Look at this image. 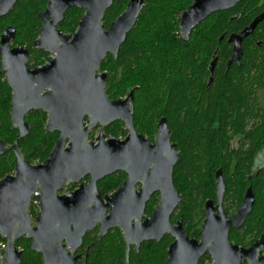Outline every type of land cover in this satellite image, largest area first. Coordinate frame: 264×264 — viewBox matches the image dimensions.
Here are the masks:
<instances>
[{
    "label": "water",
    "instance_id": "1",
    "mask_svg": "<svg viewBox=\"0 0 264 264\" xmlns=\"http://www.w3.org/2000/svg\"><path fill=\"white\" fill-rule=\"evenodd\" d=\"M238 1L193 0L179 16L180 37L187 41L191 32L202 21L213 14L234 8ZM16 2L17 0H0V18L6 16ZM112 3L113 0H49L46 9L39 14L43 23L34 47L53 52L56 57L43 68L26 69L28 50L22 47L11 48L14 28L7 27L0 35L1 70L6 73V81L13 93L10 103L11 125L19 131L11 146H6L0 139V157L8 151H15L18 158L15 177L7 175L0 181V234L8 243L5 264H20L21 253L13 247V240L23 236L32 238V250L43 254L42 264H73L75 259L65 253L64 245L59 246L60 255L54 254L57 252L54 248L55 237L62 238L66 232L69 237H76L79 244L85 230L92 228L96 221L103 225L100 237L110 226L120 224L126 237L131 238L133 243L159 240L171 226L170 214L182 201V196L177 194L172 180V169L179 156L175 145L170 141L171 132L167 120L160 119L155 143L150 144L144 135L136 132L132 123L133 91L125 98L110 101L104 93L106 72L96 73L107 54H112L114 59H117L119 49L126 36L133 30L145 0H129L125 10L105 29L101 21ZM70 8L85 9V13L76 32L73 35H63L55 26ZM257 23L255 20L240 35L232 34L228 37V43L234 44V52L228 65L238 61L239 45L252 33ZM58 42L62 43L60 47L57 46ZM215 63L216 59L210 63L211 75ZM40 73L44 80L39 86L33 87V78ZM45 87L51 88L50 96H53L54 100H66L67 105L60 109L58 104L56 109L51 110L44 101L47 95L38 96ZM31 99L34 102L41 99V106L50 111L47 130H67L73 141L71 147H82L77 153L72 152L74 149H68V156L76 157V165L86 168L92 174L98 172L99 176L112 171L126 172L128 177L117 193L123 194L135 183L142 182L143 188L137 195L143 197V204L150 194L160 190L161 202L149 219L140 223V214L137 212L135 224H130L133 217L127 218L123 223H113L112 216H104L107 206L100 205L95 217L89 222H84V217L79 216V213L76 218V213L65 217L64 211H60L57 205L50 207L51 203H46L45 206L40 205L35 227L30 224L27 205L37 187V181L46 191L59 188L69 179L61 168L62 154L58 152L60 141L49 158L37 167L30 166L19 155L18 140L29 134V126L24 122V116L33 107L28 104ZM85 116H89V125L99 122L101 126H105L112 121L121 120L125 123L129 135L124 140H105L101 134L97 145H87L86 130H82V120ZM150 165L152 168L146 174ZM215 182L217 205L213 206V201L209 200L205 203L201 242L185 238L178 222V231L175 233L178 239L169 247L166 264H198L199 257L206 252L210 254L212 264H241L246 259H249V264H264V258L257 259L254 255L256 250L260 249L263 237L248 250L233 246L228 239L229 228H239L252 209L251 189L246 190L241 206L234 216L228 219L221 207L226 184L220 171L215 174ZM128 206L124 200L122 209L117 213L121 215L128 211ZM215 210H218L217 214H214ZM72 222L73 227L69 228ZM11 251H14V262H11L9 256Z\"/></svg>",
    "mask_w": 264,
    "mask_h": 264
},
{
    "label": "trees",
    "instance_id": "2",
    "mask_svg": "<svg viewBox=\"0 0 264 264\" xmlns=\"http://www.w3.org/2000/svg\"><path fill=\"white\" fill-rule=\"evenodd\" d=\"M127 1L114 2L107 10L106 26L123 12ZM192 1L146 0L117 59L108 57L100 69L108 71V82L112 85L109 91L116 98L133 91L134 123L139 132L152 139L156 124L166 118L171 140L180 153L173 182L177 191L184 194L181 206L186 215L184 222L193 223L202 212L205 200L214 198L216 169L222 170L226 183L227 214H233L238 208L249 186L263 190L257 210L264 214V170L257 177L249 178L251 148L248 153H242L230 145L233 139L241 137L256 142L259 149L264 147V98L260 95L259 100L257 94L264 93V48L255 44V40L264 41V22L253 38L245 41L239 61H233L227 68L233 55L227 38L240 27L230 20L236 10L211 15L184 41L177 33L178 18ZM45 4L46 0H18L0 18V34L12 27L15 30L12 45L31 48L41 24L38 14ZM254 5L255 0H249L245 8L249 12ZM81 16L82 12L76 9L68 11L61 30L75 32ZM216 49L214 73L208 83V68ZM9 101L10 90L0 76V139L6 146L14 143L16 135L10 122ZM254 120L253 125H247ZM28 122L31 132L20 141V146L34 151L32 158H44L54 137L44 132L43 119L30 115ZM120 127L121 123L115 125V135ZM49 138L50 145L45 147ZM13 167L14 156L8 151L0 157V177ZM248 219L251 221L252 217ZM165 249L166 243L155 251L144 246L138 255L132 254L131 264H165ZM92 252L98 254L91 253L87 264H122L123 254L116 240L104 238L93 245ZM21 264H40V257L26 250Z\"/></svg>",
    "mask_w": 264,
    "mask_h": 264
},
{
    "label": "flooded vegetation",
    "instance_id": "3",
    "mask_svg": "<svg viewBox=\"0 0 264 264\" xmlns=\"http://www.w3.org/2000/svg\"><path fill=\"white\" fill-rule=\"evenodd\" d=\"M48 1L49 0H46L45 7L40 13H42L46 9ZM119 1H121V0H118V1L113 0V3L111 4V6L114 4V2H119ZM247 1H249V0H239L237 2V4L234 6V8H232V9L236 10L235 14L230 17L231 21L240 24V27L238 28L237 32L234 33L235 35H240L243 31L248 29L255 20L258 21V23H257L256 27L253 29L252 33H250L248 36H246L241 41V43L239 45V51L240 52H239V56H238V61L243 56V53H244L243 47H244L245 41L253 38V36L255 35L259 26L264 22L263 0H255V5L253 8H251L249 10V12L245 8ZM128 2H129V0L126 3L125 8H126ZM145 5H146V0H145ZM145 5H144V7H145ZM111 6L106 9L104 16H103V19L101 21L104 24L105 29H107L109 27V25L112 23L111 22L108 26H106L104 23L105 14H106L107 10L111 8ZM144 7H143V9H144ZM125 8H124V10H125ZM71 9H76L78 11H81L82 16L85 13V9H80V8L68 9L64 13L62 20L60 22H58L57 25L55 26V29L59 30L63 35H73L77 30V28H76L75 32H73V33H66V32H63L61 30V24L64 21V17L66 15V13L68 11H70ZM230 10H227V11H230ZM223 12H226V11H223ZM39 14H38V18L40 19ZM82 16H81V18H82ZM248 16H251V17L247 21ZM178 20H179V18H178ZM40 21H41V24H40L39 30H40L42 23H43V21L41 19H40ZM77 27H78V25H77ZM39 30H38V33H39ZM178 35H179V37L181 35L180 30H179V26H178ZM37 38H38V36H37ZM223 38H224V35L220 39L222 40ZM13 40H15V30H14V38L11 40V48H13V47L14 48H16V47L20 48L21 46H17V45L13 46L12 45ZM227 40H228V38H227ZM227 43H228V41H227ZM229 44L231 45V49H232V53H233L234 52V44H232V43H229ZM255 44L259 48H264V41L255 40ZM61 45H62V43L58 42L57 46L60 47ZM22 48H25L28 50V57H27V62H26V66H25L26 69H28V70H32V69H36V68H43L44 66L49 64L50 61H52L56 57V54L53 52H49L45 49L35 48L34 43H33L31 48H27V47H22ZM216 53H218V49H216L212 60L216 59ZM108 57H111L113 60H116V59H114V56L112 54H107L105 59H107ZM105 59H104V61H105ZM229 61H228V63H229ZM230 65L227 64V68H229ZM100 68H101V65L99 66L96 73L106 72V75H107L106 76V83H105V87H104V93H105L106 97L110 101H114V100L119 99V98H125L126 96L116 98L114 96L113 91H109V89H112V85H111V83L109 84V82H108L109 81L108 71L101 70ZM208 71L210 73V64H209ZM212 75L210 73L211 81H212ZM0 76L3 77V80L6 82L8 88L10 90L9 109H10V122H11L10 103L12 101L13 93H12V90L10 89V87L6 81V77H5L6 73L1 70V59H0ZM42 77H44V76L40 73L33 78L34 82H35V83H33V87H37V86H39V84H41L43 82L44 79H42ZM210 77L208 78V83H210ZM50 94H51V88L45 87L43 90H41L39 92L38 96L41 97V96L47 95L46 97H44V99H45L44 101H45V103H47V105L50 107L51 110L56 109L58 104H59L60 109L67 105L66 100H62V102H57L56 100H54L53 96H50ZM257 94L259 95L258 96L259 100H260V95L263 96V98H264L263 92H259ZM33 96H35V95L33 94ZM41 103H42L41 99L39 102H34L32 99L29 100L28 104L30 106L33 105V107L25 114L24 122L29 126V134H30L31 124L28 122V117L30 115H35V116L39 117L40 119H43L42 123H43L44 132H46L49 136L54 137L53 140H51L50 138H49V140H46L45 147L48 144L50 145V140H51L50 149H48L46 151V148H45L44 151H46V152H44V154H43L45 156L44 158H41L40 156H38L37 158H32V156H35L34 151H31V150L27 151V150H24L21 148L20 141L24 139V138H22V139L18 140V145H17L19 155H20L21 159L24 160L25 162H27L30 166L37 167L39 165H42L49 158V156L56 149L58 142L60 141L59 147H58V152H60L62 154L61 168L63 169V172L66 175H68L69 179L66 180L59 188L48 189L46 191H44V189L41 187V185L38 184V181H37V183H36L37 187L34 189L33 193L31 194L30 199L28 201V205H27V213H28V216L30 217V224L33 227H35L36 217H37L38 211L40 209V205L45 206L46 203L47 204L51 203V206L47 205L50 207L57 205V207L60 211H64L63 215L65 217H68L71 213H76V216H75V218H76L78 216V213H79V216L81 215L82 217H84V222H89V221H91V219H93L95 217V212L99 210L100 205H104V206L106 205L107 206L104 216L105 217L112 216L111 220L113 221V223H123L127 218L133 217L130 219V224H135V222H136L135 216H136L137 212H139V214H140V223H144L145 220L149 219L150 216L152 215V213H154L156 211L157 207L159 206V204L161 202L160 190L154 191L152 194H150L148 199L143 204V197L141 195H137V193H139L140 190L143 188L142 182L135 183L131 189H129L127 192H123V194H121V192L117 193L128 177V174L126 172L120 171V170L116 171V172L112 171V172L105 174L103 176H99L98 172L95 174H92L89 170H86V168L83 169L84 167L76 165V161H75L76 157L75 156L74 157L68 156V152H69L68 149H74L72 152L77 153L78 151H81L82 147H79V148H77V147L72 148L71 147V145L73 144L72 143L73 141H72L70 133L67 130L49 131L46 129V126L50 120V111L45 110V108L41 106L42 105ZM36 105L40 106V107H35ZM128 108H129V105H128ZM88 119H89V116H85L82 120V130H84V129L86 130V132H85L86 142L85 143L87 145H89V144L97 145L99 142L98 138L101 134L104 136L105 140L114 139V138L119 139V140H124L129 135V132L127 131L128 129H127L125 123L121 120L112 121L111 123H109L105 126H101L99 122H97L96 124H93V125H89ZM254 122H255V120L252 121L251 123L250 122L247 123V125L248 126L253 125ZM118 123H121L122 127H120V130L117 131L118 135H115L113 130H114L115 125ZM132 123L135 126L136 132L138 134H142L141 132H139L137 130V126L134 123V97H133V119H132ZM157 124H156V133L152 139H149L146 135L142 134L149 140L150 144L155 143L156 134H157ZM13 129L16 132V135L14 137V142H15V139H16L19 131L15 127ZM110 129L112 131H110ZM171 136H172V133H171ZM170 141L172 144L175 145V150L178 153V156H179L178 161H177V163H178L179 158H180L179 150L177 149L176 143L172 142V140H170ZM49 145H48V147H49ZM230 145L233 148V150H235V151L240 150L242 153H248L249 149L251 148L252 160H251V166H250L251 173H250L249 178L257 177L259 175V173H261L264 170V147H261L259 149L258 144L256 142L253 143V142L244 140L241 137L233 139L231 141ZM7 146H11V145H7ZM86 150L88 151L87 148H86ZM10 152H12V151H10ZM12 154L14 156L13 170L11 172L6 173L2 177H0V181L7 175H12L14 177L16 175L15 168H16V165L18 164V158H17L15 151H14V153L12 152ZM29 155H30V157H29ZM177 163L173 166V169H172V180H173V171H174V168L177 165ZM85 167H87V166H85ZM151 168H152V165H150L147 168L146 174L150 172ZM217 171L221 172L222 178L224 180L222 170L216 169L215 174ZM215 174H214V178H215ZM173 185H174V182H173ZM174 188H175V186H174ZM248 188L251 189V192L253 195L252 209H251L250 213L246 216L242 225L239 228H236V227L229 228V233H228V239H229L230 244H232L233 246H238L242 250H248L249 248H251V246L256 241H258L262 237L264 238V214L259 213L257 210V207L259 206V202L263 197V195H261L262 194L261 192L263 190H261L259 188L253 189L251 186L247 187L243 193V196H242V199H241V202H240L238 208L233 212V214H227L225 211V207H226L225 206V203H226L225 192H226V189H225V192L222 196V201H221L222 210L224 211L226 217L228 219H231L234 216V214L237 212L239 207L241 206L244 194ZM175 190H176L178 195L182 196V201L174 208V210L170 214L169 223L171 226H170V228H168V230L166 232H164L161 235L159 240H142L139 243H133L131 241V238L126 237L124 230L120 224H117L116 226H110L107 229L106 233H104L100 237L103 225L101 223H99L98 221H96L92 228L85 230L79 244L76 240V237H73V236L69 237L68 234H66V232H64L62 238L56 239L58 237V236H56L54 248L57 252L54 254L60 255L61 251L59 249V246L64 245L65 246V248H64L65 253L68 254L70 256V258L75 259L73 264H87L91 253H93L92 252L93 245L95 243H99L104 238L108 237L109 239L117 241L118 246L120 247L121 252L123 254L122 255V264H131L132 254L138 255L140 253L142 247H144V246H146V248L148 247L149 249H152L153 251H155V250H157L159 245H161L162 243H166V249H165V253H166L165 264H166L167 259H168L169 247L173 243H175L178 239L177 235L175 234L176 231H178V227H179L178 222H180L181 230H182L185 238H187L188 240H196L198 243H200L202 240V228H203V223H204V219H205V203H206V201L209 200V201H213V206L217 205L216 186H215L214 198L205 200V202L203 203V206H202V212L200 213L198 218H194L193 223H191L189 221L184 222V217L186 215H185V213H183V211L181 209L182 208L181 207L182 202L184 201V194L179 193L176 188H175ZM124 200L126 201L127 205H129L128 206L129 209H128V211L119 215L117 212L120 209H122L121 205L124 203ZM217 213H218V210H215L214 214H217ZM249 217H252L251 221H249V219H248ZM73 224H74L73 222L70 223L69 228H72ZM194 224H196V225H194ZM57 226H59V224H57ZM7 244H8L7 240L5 238H3L0 234V264H5L4 263V257H5V254L7 252V249H8ZM14 246L16 247L17 252L21 253L20 264L22 263V259L24 257L26 250L31 254L39 256L40 257V264H42V255L43 254L41 252H37L35 250H32V238H27L26 236H23V237L16 239L15 241L13 240V247ZM153 247H155V249H153ZM11 252L12 253H10L9 256H10L11 262H14V251H11ZM50 252L51 251L49 249L48 253H50ZM97 254L98 253L94 254V256H96ZM254 255L256 256L257 259L264 258V240H263V243L261 244L260 249L256 250V253ZM126 258H127V261H126ZM249 263H250L249 259L243 260L241 262V264H249ZM198 264H212L210 254L208 252H206L205 254L200 256L198 259Z\"/></svg>",
    "mask_w": 264,
    "mask_h": 264
},
{
    "label": "rangeland",
    "instance_id": "4",
    "mask_svg": "<svg viewBox=\"0 0 264 264\" xmlns=\"http://www.w3.org/2000/svg\"><path fill=\"white\" fill-rule=\"evenodd\" d=\"M178 33V32H177ZM128 94V93H127ZM127 94L126 95H124V96H127ZM216 171V170H215ZM214 174H215V172H214ZM214 184H215V178H214ZM216 186V185H215Z\"/></svg>",
    "mask_w": 264,
    "mask_h": 264
}]
</instances>
